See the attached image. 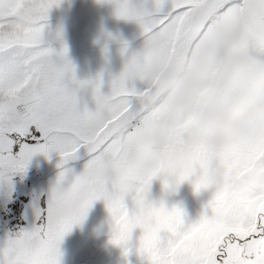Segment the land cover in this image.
Here are the masks:
<instances>
[{
	"label": "snow or ice",
	"instance_id": "snow-or-ice-1",
	"mask_svg": "<svg viewBox=\"0 0 264 264\" xmlns=\"http://www.w3.org/2000/svg\"><path fill=\"white\" fill-rule=\"evenodd\" d=\"M62 2L0 0V184L36 154L60 169L27 223L0 232V264H60L98 200L125 256L138 230L148 264H264V0H96L142 37L106 92L49 26ZM157 179L210 191L198 218L153 199Z\"/></svg>",
	"mask_w": 264,
	"mask_h": 264
},
{
	"label": "rangeland",
	"instance_id": "rangeland-1",
	"mask_svg": "<svg viewBox=\"0 0 264 264\" xmlns=\"http://www.w3.org/2000/svg\"><path fill=\"white\" fill-rule=\"evenodd\" d=\"M105 5L108 4H98L96 0H63L59 7L52 9L49 17V26L53 30L58 25L61 26L63 28L64 43L70 44L72 41L71 45H69L70 47L67 46V56L75 66L76 77L78 79H95L97 75H100L103 81L102 91L106 92L111 78L122 70L127 55L131 54V52L137 50L142 45V37L140 36L139 31H136L132 34V36H130L131 39L127 38V42L129 44L128 52L121 55L120 38L121 34L125 32L127 27L122 29L117 28L116 32L119 34L115 39L106 35V33H111L109 28L117 19V17L113 14L112 9H107L104 16L96 15L99 19L101 18L100 20L102 23H99L97 19L92 20L93 23L97 22L96 25L90 24L91 21L87 24L85 23L89 15L92 14L93 11L97 10L98 7H102L106 10L107 6L105 7ZM129 28H131V24H129ZM73 35L74 41L72 37ZM78 39L80 41H78ZM105 45L107 46L106 52H108V54L103 55L100 58L104 63H101L98 58L96 61L94 60V62L91 61L92 64L89 63L86 66V62L88 60L84 61L85 57L87 55L96 56V51H99L100 53L104 52L102 49H104ZM53 46L59 50V41L55 42ZM113 52L116 54H113ZM58 160L59 157L55 154L52 155L51 159H46L42 154H36L31 158L23 174L17 173L12 177L14 178L15 176H18L19 178H22L23 181L28 179L29 182L27 185H12L10 192L9 190L6 191L0 188V224L1 222L3 224V221L13 216L8 213L15 205L19 207V199L23 193L26 194L25 196L31 202L33 197L38 195V193L42 194L47 192L50 186L55 182L60 171L57 167ZM83 163L84 158L82 157L81 159L70 161L69 165L66 166H72L76 171H79L82 168ZM179 187H183L187 191L186 193H189V188L192 189V184L185 181ZM175 193L166 194L160 180L158 179L152 182L151 196L153 199L159 200L160 198H163L166 204L171 206L173 204H178V198ZM30 202H28L27 206L30 205ZM181 202L183 201H180V203ZM96 203L99 204V202ZM194 203L199 202L196 199L186 201L187 209L190 210L189 207L194 206ZM205 203L206 202H203V204ZM101 204V206H105L102 200ZM182 207L183 209L185 208V206ZM28 209L31 212V208L28 207ZM91 212L95 211L93 210ZM26 216L27 215L24 213L22 218L19 219V214H15L17 224H10L7 227L11 228L18 224H26ZM88 217L89 216L87 215L85 218V220L89 223V227L86 231L87 234L85 236V240H87L88 243V245H85V248H87L86 251L81 254H77L78 251L74 247L76 246L78 237L68 232L65 234L60 244V264H148V261L138 256L135 251L138 230L137 232H134L133 240L129 245L130 252L127 256H125L121 247L109 243L110 226L108 223V213H106L105 218L102 220L91 219L93 220L92 225L90 220H88ZM22 219H24V222ZM94 221L96 223H94ZM4 226H1L2 230L0 232L3 231ZM103 246L108 248L105 249L107 252L100 254L102 251L101 248H104ZM85 258L89 259L91 263L89 261V263H86L85 261L82 263Z\"/></svg>",
	"mask_w": 264,
	"mask_h": 264
},
{
	"label": "trees",
	"instance_id": "trees-1",
	"mask_svg": "<svg viewBox=\"0 0 264 264\" xmlns=\"http://www.w3.org/2000/svg\"><path fill=\"white\" fill-rule=\"evenodd\" d=\"M105 7H106V10H104L102 7H98L97 10L93 11V13L89 15V17L86 19V22L85 23L87 24L89 21H91L90 24L96 25L97 22H94V23L92 22V20H94V19H97L99 23H102V21L100 20L101 18L99 19V17L96 16V15H100V16L102 15V16H104V14L107 12V9H112L111 5H105ZM129 24H131V28H129ZM114 27H116V28H114ZM125 27H127V28L125 29V32L121 34V38H123L126 41H127V38H130V36H132L133 33H135L136 31L137 32L139 31L138 26L133 21H125V20L118 19V18L113 22L112 26L109 28V31L111 32L112 37L117 38L116 36L119 33L116 32V29L117 28H121L122 29V28H125ZM72 37H73V41H74V35ZM78 41H80V40L78 39ZM115 41H117V40H115ZM115 41H111V42H115ZM71 43H72V41H71ZM71 43L70 44H67L66 43V45L69 46V45H71ZM96 54H97L96 56H94V55H92V56L91 55L90 56L87 55L85 57V60L84 61L88 60L86 62V66L89 63L92 64L91 61L94 62V60L96 61L98 58H99V60H100L101 63H104V62L101 61L100 58L103 55H107L108 52H102V53H100L99 51H96ZM113 54H116V53L113 52ZM28 182H29L28 179H25L23 181V179L22 178H19L18 176L17 177L15 176L14 178H12V185H15V186H20L21 184L27 185ZM0 188L1 189H4L6 191L8 190L7 186L2 185V184H0ZM186 192L187 191L183 187H179L176 190L175 195L178 198V204L179 205H182V206H185L184 209H185V212H187V219L188 220H195V219L198 218L199 214L201 213V211L203 209V205H204L203 202H206L207 199L210 197V191H201L199 194H197V193L194 192L193 186H192V189L189 188V193H186ZM44 193H46V192H44ZM25 195L26 194L23 193L20 196V199H19L20 200L19 207L15 205L14 208L12 210H10L8 214H10V215L19 214V218H22V215L25 213L27 215L26 216L27 219H30L31 212L28 209L29 206H27V204H28V202H30V200H28V198ZM38 195H39V193H38ZM190 199H192V200L193 199H196L199 203H194V206L189 205L191 207H189L190 210H188L187 209V206H186V201H189ZM180 201H183V202L180 203ZM96 202H99V204H97ZM96 202L93 203V206L91 207V209L87 213V215L89 216L88 217V220H90L91 225H92V222H93V220H91V219H94V220L101 219L102 220L103 218H105L106 213H107L105 206H101L102 205L101 204V200H98ZM93 210L95 212H91ZM22 220L24 222V219H22ZM105 222H106V220H105ZM94 223H96V222L94 221ZM1 224H2V222H1ZM1 224H0V231L2 230L1 226L2 225L3 226L5 225L4 221H3V224L2 225ZM88 227H89V223H88V221H86L84 219V221L82 222V224L74 226L72 228V230L69 232L71 234H74V236H77L78 237L77 242H76V246L74 247L75 249L83 248V247H85V245H88L87 240H85V236L87 234L86 231H87V228ZM105 249H108V248H106V247L101 248L102 251L100 252V254L106 253L107 251ZM104 250H105V252H104Z\"/></svg>",
	"mask_w": 264,
	"mask_h": 264
},
{
	"label": "flooded vegetation",
	"instance_id": "flooded-vegetation-1",
	"mask_svg": "<svg viewBox=\"0 0 264 264\" xmlns=\"http://www.w3.org/2000/svg\"><path fill=\"white\" fill-rule=\"evenodd\" d=\"M20 219V218H19ZM5 225L8 226L10 224H17V219L15 218V215L11 216L10 218H7L5 221H4ZM87 248L83 247V248H79V249H76L79 253L77 254H81L82 252H85ZM86 259V258H85ZM83 259L82 263L85 261L86 263L90 260L89 259ZM88 262V263H89Z\"/></svg>",
	"mask_w": 264,
	"mask_h": 264
},
{
	"label": "clouds",
	"instance_id": "clouds-1",
	"mask_svg": "<svg viewBox=\"0 0 264 264\" xmlns=\"http://www.w3.org/2000/svg\"><path fill=\"white\" fill-rule=\"evenodd\" d=\"M108 223H109V216H108Z\"/></svg>",
	"mask_w": 264,
	"mask_h": 264
}]
</instances>
